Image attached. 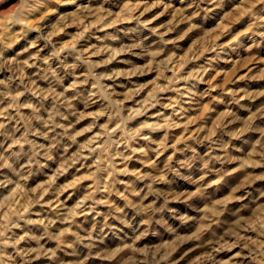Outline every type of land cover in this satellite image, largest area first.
<instances>
[{"label":"clouds","instance_id":"obj_1","mask_svg":"<svg viewBox=\"0 0 264 264\" xmlns=\"http://www.w3.org/2000/svg\"><path fill=\"white\" fill-rule=\"evenodd\" d=\"M0 264H264V0H0Z\"/></svg>","mask_w":264,"mask_h":264}]
</instances>
